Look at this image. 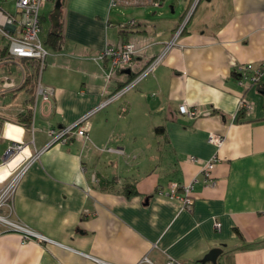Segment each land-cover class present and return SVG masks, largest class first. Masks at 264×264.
I'll list each match as a JSON object with an SVG mask.
<instances>
[{"label":"crops","instance_id":"1","mask_svg":"<svg viewBox=\"0 0 264 264\" xmlns=\"http://www.w3.org/2000/svg\"><path fill=\"white\" fill-rule=\"evenodd\" d=\"M153 1L158 6L112 8L111 0H63V45L59 51L44 45L41 71L33 62H4L6 43L0 49V65L18 70L1 81L10 82L0 96L12 93L0 103V136L8 145L1 158L13 143L25 148L0 164V182L22 166L12 219L55 242H22L0 227V264H147L140 263L144 257L152 264L168 258L200 264L212 249L221 250L217 264H264V70L258 82L239 84L244 65L264 67V0H199L168 48L194 0L178 1L177 17L161 8L165 0ZM44 16L41 11L43 44L53 27ZM127 41L145 47L135 58L140 68L163 56L120 93L134 74L120 71L107 80L109 66L99 56L107 45ZM27 76H33L32 93L22 87ZM37 82L55 90L49 108L35 101ZM241 99L253 105L243 116ZM182 105L196 114H180ZM25 110L28 129L17 123ZM86 116L87 138L49 145V128ZM156 127L165 135H156ZM149 128L160 137L158 158L159 146L154 150L138 136ZM211 133L223 137L219 149L208 144ZM190 156L217 157L213 183ZM171 182L193 183L190 206L169 196Z\"/></svg>","mask_w":264,"mask_h":264},{"label":"built area","instance_id":"2","mask_svg":"<svg viewBox=\"0 0 264 264\" xmlns=\"http://www.w3.org/2000/svg\"><path fill=\"white\" fill-rule=\"evenodd\" d=\"M47 0H14V14L6 12L1 6L0 0V34L6 43L7 58L4 62L12 61H28L33 62L38 71H41L45 65L47 57V50L40 39L41 31V8ZM198 1V0H197ZM148 3L154 6H158V2L153 0H111L110 6L112 8H130V7H144ZM187 19L181 23L174 35V39L169 42L166 48L175 44L176 39L184 30L187 23ZM133 22H129V25H133ZM144 48L134 41H127L120 43L119 45H107L99 59H105L108 63L109 69L106 72V79L114 78L120 71L128 70L134 74V78L124 87L120 93L132 88L139 80L154 71L162 60V56H157L143 67H139L136 61V56L144 53ZM263 68L254 69L251 64L244 65L242 67V73L239 79V84H254L259 81ZM5 81L4 86L7 87ZM12 84H9L10 87ZM55 90L51 87L43 86L40 82L34 85V98L35 101L39 100L47 108L51 103V98L54 96ZM107 103V102H106ZM104 103L102 107L106 104ZM239 110L249 113L253 109L251 103H247L243 99L239 101ZM264 110V108H263ZM179 113L187 116H194L195 111L189 110L186 106L182 105L178 109ZM93 112H90V116ZM86 116L82 120L61 128H49L47 134L50 138V144H66L69 136H77L87 138L86 128L84 125ZM223 137L220 135L211 133L207 137L208 144H211L215 148L219 149L223 144ZM22 147V143H13L6 150L4 156L1 158L0 164H4L11 156L17 153ZM101 151L113 152L117 154H123V151L119 148H105ZM189 162L192 164L201 165V172L205 182L213 183L211 180V172L214 169L217 157L213 156L209 160H202L195 156L189 157ZM18 172H13L6 180L0 182V227L6 231L16 232L20 234L22 242L37 241L54 243L53 241L40 236L36 232L30 230L24 224L12 219V199L16 190V186L19 178L23 174L22 166ZM181 188L182 195H178L177 192ZM193 192V183L179 186L175 182H171L169 185V196L176 198L182 202L185 207L191 205V195ZM219 224H216L218 227ZM140 263L152 264L147 257H144ZM164 264H181L180 262L168 258Z\"/></svg>","mask_w":264,"mask_h":264},{"label":"rangeland","instance_id":"3","mask_svg":"<svg viewBox=\"0 0 264 264\" xmlns=\"http://www.w3.org/2000/svg\"><path fill=\"white\" fill-rule=\"evenodd\" d=\"M2 2H1V6H2V8H3V10H5L6 12H9V13H12V14H14V0H1ZM178 1H181V0H165V3H164V5H163V7H161V8H164L165 10H166V12H167V14L169 15V16H174V17H177L178 16V14L180 13L179 12V6H178ZM209 0H203L202 2H201V5H204V4H206L207 2H208ZM171 2H173V3H175L173 6L175 7V13L174 14H171V6H172V4H171ZM197 4H198V1L196 0V2H195V0H194V2H193V4L191 5V7L189 8V10H188V12H187V14H186V16H185V18H184V20L185 19H187V18H189V16H191L193 13H194V11H195V9H196V7H197ZM201 5L199 6V8H198V10H197V12H196V14L199 12V10L201 9ZM54 7V4L52 3V2H50V0L48 1V3H47V5H45L43 8H41V11L43 12V14L45 15L44 17H45V23L47 22V24L49 23V21H50V18L48 19V14H47V11L48 10H51L52 8ZM124 10V9H123ZM121 11H122V9H121ZM119 12V11H118ZM41 13V12H40ZM113 13H115L114 11H113ZM149 17H152V15L150 14V15H148ZM184 20L182 21V23L184 22ZM47 24L45 25V27L43 26V32L42 33H44V31H45V28L47 27ZM41 36H43V34H41ZM4 43H5V39H2L1 38V35H0V49L1 48H3V45H4ZM9 72H11V74H14L15 76H17L18 75V70L15 68V65L14 64H9V65H0V87L3 85L2 84V79L5 77V76H10L9 75ZM11 97H12V93H8L7 95H6V97H2V96H0V103H2V104H6V103H8L10 100H11ZM1 129H0V134H1ZM138 136H140L141 137V139H143V140H146V141H148V142H150V145H151V148H152V146H153V148H154V150L157 148V146H159V150H157V151H153V153L154 154H156L155 156V158H158V156H161L160 154H161V149H162V146L161 145H159V144H157V143H155V141L157 140V139H159L160 137H157L153 132H152V130H151V133H150V128L149 129H144L143 130V132H142V134L141 135H138ZM141 139H139V140H141ZM128 142V141H127ZM142 142V141H141ZM7 142L6 141H4L2 138H1V136H0V162H1V154H2V151L5 149V148H7ZM104 148V147H103ZM147 152L148 153H151L152 152V149L150 150H147ZM158 152V153H157ZM101 157H103V158H105V157H107V154H103V153H101ZM124 158V157H123ZM21 168H18V169H16L15 171L16 172H18L19 170H20ZM14 171V172H15ZM15 172V173H16Z\"/></svg>","mask_w":264,"mask_h":264},{"label":"trees","instance_id":"4","mask_svg":"<svg viewBox=\"0 0 264 264\" xmlns=\"http://www.w3.org/2000/svg\"><path fill=\"white\" fill-rule=\"evenodd\" d=\"M53 1H55V0H53ZM60 1H61V5H62L63 0H60ZM59 18H60V16H59ZM63 41H64V39H63V33H62V26H61V23L59 22L58 26L52 27V29L46 35V37L44 39V45L47 46L48 48L54 50V51H59L62 48ZM27 77H28L27 81L22 87L29 86L28 91H30L32 93L33 92V85H32V82H29V80L33 76H27ZM133 77L134 76H131V78H133ZM244 114H245L244 111H242V110L239 111L240 116H243ZM30 122H31V112L30 111L25 110L24 112H22L18 115L17 123L19 125H21L22 127L28 129L30 126ZM164 133H165L164 127H156V129H155L156 135H162ZM128 188L129 187H126V190ZM132 193L134 194L135 192H132Z\"/></svg>","mask_w":264,"mask_h":264},{"label":"water","instance_id":"5","mask_svg":"<svg viewBox=\"0 0 264 264\" xmlns=\"http://www.w3.org/2000/svg\"><path fill=\"white\" fill-rule=\"evenodd\" d=\"M61 10V1L60 0H55L53 12L50 16V21L52 23L53 27H57L59 24L58 18ZM127 73L129 72L126 70ZM221 250L220 249H212L210 250L200 261V264H206V263H211V264H217V258L220 255Z\"/></svg>","mask_w":264,"mask_h":264},{"label":"bare ground","instance_id":"6","mask_svg":"<svg viewBox=\"0 0 264 264\" xmlns=\"http://www.w3.org/2000/svg\"><path fill=\"white\" fill-rule=\"evenodd\" d=\"M24 149H25L24 147H21V149L17 153H15L13 156H11V158H9L6 162L10 161L14 157H16L18 154L22 153Z\"/></svg>","mask_w":264,"mask_h":264}]
</instances>
